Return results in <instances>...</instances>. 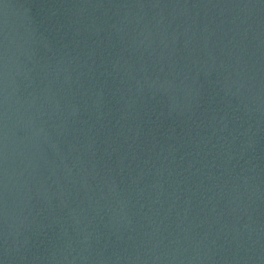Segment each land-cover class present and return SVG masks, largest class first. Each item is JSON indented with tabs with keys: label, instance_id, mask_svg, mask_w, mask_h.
<instances>
[{
	"label": "water",
	"instance_id": "water-1",
	"mask_svg": "<svg viewBox=\"0 0 264 264\" xmlns=\"http://www.w3.org/2000/svg\"><path fill=\"white\" fill-rule=\"evenodd\" d=\"M0 264H264V0H0Z\"/></svg>",
	"mask_w": 264,
	"mask_h": 264
}]
</instances>
